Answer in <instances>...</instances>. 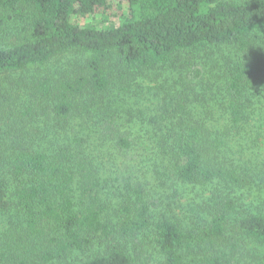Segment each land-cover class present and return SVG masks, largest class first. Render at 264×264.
<instances>
[{
	"label": "trees",
	"instance_id": "obj_1",
	"mask_svg": "<svg viewBox=\"0 0 264 264\" xmlns=\"http://www.w3.org/2000/svg\"><path fill=\"white\" fill-rule=\"evenodd\" d=\"M111 1L0 0V264H264V0H116L118 25L72 21ZM221 46L203 86L217 112L184 91L145 118L111 92L117 69ZM189 70L173 79L191 89L205 67ZM214 182L212 214L188 224L157 189Z\"/></svg>",
	"mask_w": 264,
	"mask_h": 264
},
{
	"label": "rangeland",
	"instance_id": "obj_2",
	"mask_svg": "<svg viewBox=\"0 0 264 264\" xmlns=\"http://www.w3.org/2000/svg\"><path fill=\"white\" fill-rule=\"evenodd\" d=\"M128 11L127 3L122 2L118 4V1L112 0L107 9H101L89 15L74 14L72 16V21L80 26H94L98 28L110 27L120 24L128 14ZM230 52L231 47L229 46H221L218 48L208 47L205 48L203 52L195 51L194 53L178 54L180 58L176 59L173 65L172 63H168L162 67L139 72L137 74L122 73L117 69L115 71L116 76L113 80L114 87L111 92L115 93V95L117 93L133 95L131 101L133 103H139V105L147 109V114L143 116L145 118L154 114L150 111L158 106L160 97H170L178 94V96H180L184 91L190 92L192 97L199 96V93L202 92L203 96L200 100L190 101V106L196 113L204 109V107H212L214 112H217V105L215 103H217L218 98L221 97V93L217 94V98L211 100L207 94L205 95L203 86L205 81L214 79L215 76H218L216 74L218 72L220 73L219 70L222 63L226 65V55ZM76 54L77 53L74 51L66 52L56 57L53 62L49 64V67L54 66L53 68L58 75L61 70L66 72V67L77 60ZM181 55L183 56L181 57ZM193 64H203L205 71L203 78L197 80V84L190 89V86L178 82V79H173V77L180 72L188 76L190 66ZM169 76H171L170 79H168ZM219 76H221V73ZM153 78L159 79L160 83L158 84V81L156 80V82ZM216 82L221 84V80H217L215 83ZM170 86H174L177 92L173 93ZM216 90L219 91L218 89ZM134 107L137 110L135 105ZM207 115L209 118H213L212 113H207ZM261 141L262 140L259 141L260 146L263 144ZM261 149L263 150L264 146ZM217 188L216 182L205 185L179 183L157 186V189L161 193L160 195L163 196L164 203L166 204L167 202L168 204L170 203L169 201H171L169 207L165 205L166 212L170 216H176L181 219L184 224L190 223L191 220H202L212 214V204L214 203L212 197L214 195L213 192L217 190ZM255 203L257 202L253 203L251 201L250 206L255 205ZM3 221H6V217H0V226Z\"/></svg>",
	"mask_w": 264,
	"mask_h": 264
}]
</instances>
